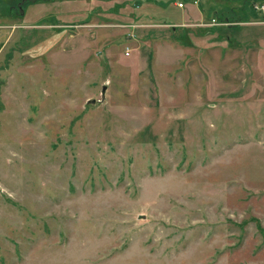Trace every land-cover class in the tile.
I'll return each mask as SVG.
<instances>
[{
	"label": "rangeland",
	"instance_id": "1",
	"mask_svg": "<svg viewBox=\"0 0 264 264\" xmlns=\"http://www.w3.org/2000/svg\"><path fill=\"white\" fill-rule=\"evenodd\" d=\"M254 7L0 0V264H264Z\"/></svg>",
	"mask_w": 264,
	"mask_h": 264
},
{
	"label": "trees",
	"instance_id": "2",
	"mask_svg": "<svg viewBox=\"0 0 264 264\" xmlns=\"http://www.w3.org/2000/svg\"><path fill=\"white\" fill-rule=\"evenodd\" d=\"M140 2H146L148 0H139ZM183 1H187V0H183ZM242 2V12L241 14L243 15V21H245L246 19L249 18V16H257V11L255 10L254 4L256 1H264V0H255V1H251V0H240ZM216 17V15H215ZM215 20V19H214Z\"/></svg>",
	"mask_w": 264,
	"mask_h": 264
}]
</instances>
